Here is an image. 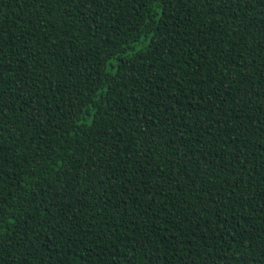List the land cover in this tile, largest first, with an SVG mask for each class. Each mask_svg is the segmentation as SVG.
Segmentation results:
<instances>
[{"label": "trees", "instance_id": "obj_1", "mask_svg": "<svg viewBox=\"0 0 264 264\" xmlns=\"http://www.w3.org/2000/svg\"><path fill=\"white\" fill-rule=\"evenodd\" d=\"M0 264H264V0H0Z\"/></svg>", "mask_w": 264, "mask_h": 264}]
</instances>
